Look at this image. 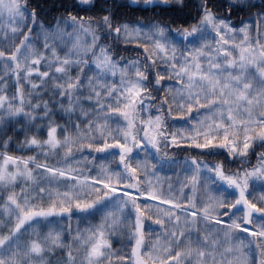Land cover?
Segmentation results:
<instances>
[{"label": "snow or ice", "instance_id": "snow-or-ice-1", "mask_svg": "<svg viewBox=\"0 0 264 264\" xmlns=\"http://www.w3.org/2000/svg\"><path fill=\"white\" fill-rule=\"evenodd\" d=\"M0 264H264V0H0Z\"/></svg>", "mask_w": 264, "mask_h": 264}, {"label": "trees", "instance_id": "trees-1", "mask_svg": "<svg viewBox=\"0 0 264 264\" xmlns=\"http://www.w3.org/2000/svg\"><path fill=\"white\" fill-rule=\"evenodd\" d=\"M41 2H43V0H41ZM49 4L52 3V0H48ZM55 2L58 4L60 2V0H55ZM118 2H120V0H118ZM123 2H127V0H123ZM218 3H225L227 2V0H217ZM118 12H120L124 18H127V19H143L144 16H151V12L149 13H144V14H141L139 11H135L133 9H118ZM82 15H88V13H81ZM51 15H55V13H51ZM168 17L165 16L164 19H167ZM175 18V17H174ZM240 19V14L239 13H236L233 17H232V20L233 21H237ZM176 23L179 24L180 21L179 19L176 20ZM172 26H175V25H172ZM125 46L123 44L120 45V48L123 49ZM129 48H132L133 45H128ZM120 55L126 57V58H133V57H136L139 55L138 52H128V51H122L120 53ZM15 143V141H14ZM19 154V153H18ZM176 156L177 159L179 160H182L184 158V155L185 153L184 152H179V153H175L174 154ZM210 160H215L217 158H208ZM254 162V160H253ZM235 167V165L233 166ZM65 228H66V224H65ZM117 241H119L120 237L117 236L116 237ZM120 247L119 243H116L114 244V248H118Z\"/></svg>", "mask_w": 264, "mask_h": 264}, {"label": "rangeland", "instance_id": "rangeland-1", "mask_svg": "<svg viewBox=\"0 0 264 264\" xmlns=\"http://www.w3.org/2000/svg\"><path fill=\"white\" fill-rule=\"evenodd\" d=\"M97 163H99V161H97ZM173 175H174V173H173ZM75 227H76V222H75V218H73V228H75ZM81 227H84V225H81ZM47 231H48V227L45 226L43 228V232L46 233Z\"/></svg>", "mask_w": 264, "mask_h": 264}]
</instances>
